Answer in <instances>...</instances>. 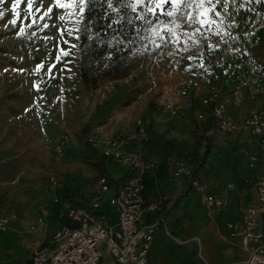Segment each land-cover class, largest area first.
Wrapping results in <instances>:
<instances>
[{
    "label": "rangeland",
    "instance_id": "374dc122",
    "mask_svg": "<svg viewBox=\"0 0 264 264\" xmlns=\"http://www.w3.org/2000/svg\"><path fill=\"white\" fill-rule=\"evenodd\" d=\"M83 4L80 0H33L28 9L27 0H0V114L12 117L2 118L0 124L17 125L13 129L0 128L2 209L9 208L16 199L36 198L45 190L51 193L46 185L48 176L55 175L61 181L76 162H96L86 142L94 123L115 137L144 124L147 138L131 145L140 153L139 147L148 143L151 135L158 136L151 132L148 118L158 116L165 134L171 136L164 140L168 151L188 158L196 169L199 156L202 158L212 148L211 142L216 139L213 134L215 137L221 132L207 117L205 100H200V95L195 98L193 93H182L183 78L191 74L198 56H202L207 31H224L228 16L242 25L264 28V0H213L211 11L207 3L203 8L188 10L193 15L206 13V20L212 23L190 26L176 19L180 27L169 24L174 35L170 33L164 39L161 51L139 62L128 76L106 79L94 89L81 79ZM49 7L52 11L45 15ZM242 28L238 26L237 30ZM207 129H214L213 133L206 135ZM65 139L68 143L61 157L54 147ZM187 142L192 150H188ZM6 145L10 151L4 150ZM17 148L28 151L19 152ZM104 195L99 189L94 207Z\"/></svg>",
    "mask_w": 264,
    "mask_h": 264
},
{
    "label": "crops",
    "instance_id": "0c3cea01",
    "mask_svg": "<svg viewBox=\"0 0 264 264\" xmlns=\"http://www.w3.org/2000/svg\"><path fill=\"white\" fill-rule=\"evenodd\" d=\"M253 29V36H246L244 44L264 81V28L256 26ZM210 53L202 52V56H198L200 59L198 58L197 63L207 70L209 81L194 97L200 95V100H205L215 86L219 87L236 122L241 124L253 109L262 105V101H253L245 96L240 107L234 106L229 96L233 83L232 74L221 68H210L207 63ZM203 107L200 105L199 109L202 110ZM210 112L206 113L207 117H211ZM2 118L12 119L10 114H0V120ZM148 118L151 132L158 136L154 138L151 135L149 142L138 149L152 164V169L146 175L144 195L147 202L161 203L158 212L147 213L143 218L144 224L160 223L149 252V264H245L249 254L243 247L242 238L231 236L227 225L240 222L244 210L259 202L255 181L264 177V163L259 162L252 168L246 156L247 151L258 152L257 138L248 129L231 133H223L218 129L221 135L214 137L213 134V139H216L211 142L212 148L202 158L199 156V166L193 169L188 158L178 157L166 148L164 140L170 135L165 134L164 124L158 123V116L155 118L152 115L151 120L150 116ZM4 126L5 129L17 127L12 123L0 124L1 129ZM100 130L104 135L111 136L101 125ZM213 130L207 129L206 135H211ZM247 132L250 135H246ZM10 137H17V134ZM190 145L187 142L188 150L193 149ZM6 147L4 150L10 151V147ZM17 150L28 151L27 148ZM94 150L101 155L97 148ZM96 160L92 161L93 165L76 162L74 169L64 172L57 195L62 204L83 206L92 212L104 214L109 223L114 225L118 221L117 213L109 203V198L117 194L129 178L130 172L111 159L105 160L103 164ZM183 161L192 168V176L204 186L203 191L192 188L189 176L176 179L172 175L177 164ZM101 177L108 178L111 191L104 195L98 207H94L98 191L101 190ZM46 185H49V176ZM210 194L219 196L223 205L208 207L205 197ZM30 197L14 200L17 202L10 204L9 208L0 207V217L9 218V230L0 232V264H29L33 251L48 245L64 224L57 214L59 207L54 206L45 218L44 225L38 223L42 210L51 206L54 197L52 192L45 190L36 198ZM102 250L100 264H116L105 244Z\"/></svg>",
    "mask_w": 264,
    "mask_h": 264
},
{
    "label": "built area",
    "instance_id": "2783aa9c",
    "mask_svg": "<svg viewBox=\"0 0 264 264\" xmlns=\"http://www.w3.org/2000/svg\"><path fill=\"white\" fill-rule=\"evenodd\" d=\"M238 26H242L243 31L237 30ZM207 32L208 35L202 40L203 53L211 52L207 60L210 68L231 72L233 83L229 96L232 104L240 107L245 96L253 101H262L260 107L253 109L242 123L238 124L219 87L215 86L205 98L211 117L220 131L231 133L248 129L257 138L258 152H246L249 165L254 168L259 162L264 163V81L257 65L248 56L247 46L244 44V38L252 37L254 29L228 16L224 31ZM208 81L207 70L197 63L191 74L183 78L182 93L194 95ZM146 138L144 124H140L135 131L116 137L104 135L100 124H92L86 142L97 148L101 155L113 159L130 172L129 178L117 194L109 198V203L116 210L118 221L113 225L104 214L92 212L83 206L62 204L57 195L60 180L52 175L49 178V189L54 197L51 206L42 210L38 223L44 225L45 218L54 206L59 207L57 214L64 224L48 245L33 251L29 264H100L104 244L116 264H149V252L160 223L144 224L143 218L147 213L158 212L161 203L146 201L145 179L152 169V164L141 153L131 149L134 141ZM67 143V139L59 142L54 151L59 156H64ZM172 175L176 179L189 176L192 188L198 191L205 189L192 176V168L184 161L177 164ZM99 183L102 194L111 191L107 177H101ZM255 186L259 202L244 210L240 222L227 225L231 236L242 238L243 247L249 254L245 264H264V177L257 178ZM205 203L210 208L223 205L222 199L212 194L205 197ZM8 230L9 218L0 217V232Z\"/></svg>",
    "mask_w": 264,
    "mask_h": 264
},
{
    "label": "trees",
    "instance_id": "16d2710c",
    "mask_svg": "<svg viewBox=\"0 0 264 264\" xmlns=\"http://www.w3.org/2000/svg\"><path fill=\"white\" fill-rule=\"evenodd\" d=\"M142 15H147L151 24L138 18ZM173 20L175 16L146 13L144 0H84L80 28L82 82L96 89L106 79L128 76L139 62L162 50ZM204 110L210 112L209 107ZM89 149L100 164L111 159L98 154L91 145Z\"/></svg>",
    "mask_w": 264,
    "mask_h": 264
},
{
    "label": "snow or ice",
    "instance_id": "6c2138e0",
    "mask_svg": "<svg viewBox=\"0 0 264 264\" xmlns=\"http://www.w3.org/2000/svg\"><path fill=\"white\" fill-rule=\"evenodd\" d=\"M17 3H19V0H16ZM84 0H80V3L82 4ZM217 3L220 2V0H216ZM207 3L209 7V11L213 9V0H144V7L146 13H150L152 15H165L169 18L176 17V19L181 20L183 23H186L190 26L199 24L201 26H205L206 23H212L213 21L206 20V13H200L198 12L196 15H193L191 11L193 9H200L204 7V4ZM33 5V0H27V7L28 9H31ZM60 7H64V5H59ZM130 7L135 8V4H130ZM16 5L13 4V8H15ZM52 11V8L49 7L47 11L45 12V15L50 13ZM2 15V13H0ZM25 15H29V13L26 11ZM215 15H220L219 12H216ZM140 19H143L146 23L151 24V21L148 20L147 15H142L138 17ZM60 19H64L63 16L60 17ZM13 25L16 24V20L13 19L11 21ZM173 24H176V21H172ZM176 27H180V25L176 24ZM199 30V29H197ZM167 31L169 33H172V29L168 28ZM71 33H69L70 35ZM174 35V33H172ZM64 55H68L67 52H63Z\"/></svg>",
    "mask_w": 264,
    "mask_h": 264
},
{
    "label": "bare ground",
    "instance_id": "6f19581e",
    "mask_svg": "<svg viewBox=\"0 0 264 264\" xmlns=\"http://www.w3.org/2000/svg\"><path fill=\"white\" fill-rule=\"evenodd\" d=\"M12 241V240H11Z\"/></svg>",
    "mask_w": 264,
    "mask_h": 264
}]
</instances>
